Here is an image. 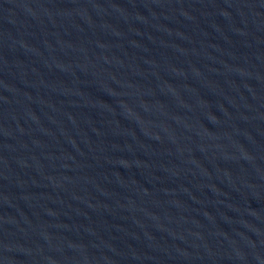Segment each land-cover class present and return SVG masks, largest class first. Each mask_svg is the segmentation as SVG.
Here are the masks:
<instances>
[{"label": "water", "instance_id": "95a60500", "mask_svg": "<svg viewBox=\"0 0 264 264\" xmlns=\"http://www.w3.org/2000/svg\"><path fill=\"white\" fill-rule=\"evenodd\" d=\"M0 264H264V0H0Z\"/></svg>", "mask_w": 264, "mask_h": 264}]
</instances>
